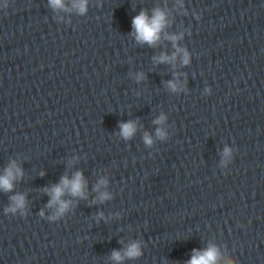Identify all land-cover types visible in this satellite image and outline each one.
<instances>
[{"label":"clouds","instance_id":"1","mask_svg":"<svg viewBox=\"0 0 264 264\" xmlns=\"http://www.w3.org/2000/svg\"><path fill=\"white\" fill-rule=\"evenodd\" d=\"M50 6L53 9L64 8V0H49ZM182 6V5H181ZM73 7L78 9L80 14H84L87 11V0H74ZM165 11L160 8H156L153 10L151 16H149L145 11H141L138 15H136L132 19V27L134 29L133 35L138 43L144 44L147 43L150 46H155L158 41L161 39V33L165 29L168 24L166 19ZM166 39L173 42V47L176 49L175 52L172 53L171 56L167 54H161L158 58V62L160 63H174L179 54L182 55V63L187 65L189 63L190 57L189 53L186 49L181 48L177 45V41L182 38L181 35H166ZM143 78V74L138 77V79ZM168 86L173 91H177L178 85L174 81H168ZM165 119L164 116L158 118L154 123L160 124ZM120 135L124 139H130L134 133L136 132V123L133 121L122 122L120 125ZM156 135L163 139L165 133L162 129H157ZM144 142L147 145H151L153 143L152 138L146 133L144 135ZM230 154V149L225 148L224 155L228 156ZM23 176L22 169L16 164L15 161L11 162L9 166L5 169L4 175L0 176V190L4 192H10L14 184L13 182ZM101 184H104L105 181H100ZM86 181L84 180L83 174L81 172H76L75 175L69 179L67 176L61 177L60 183L51 187V189H46L48 194L51 197L49 201L48 207H52L53 205H58V210L56 214L51 217V219H56L59 216H62L69 208L70 201H65L62 197L65 193L70 194L74 197L85 196ZM98 190V187H97ZM110 196L107 192L101 193L99 199L101 201L109 199ZM12 203L11 205L5 209L6 212L16 213L18 210L25 209V197L22 194H17L10 197ZM43 215V212H41ZM141 248L138 242H133L128 245V247L121 254L120 251L114 250L112 252L111 258L116 261L117 264L121 262L123 259H135L141 256ZM220 258L219 250L214 246L210 245L207 249L193 250V255L191 259L187 262V264H217ZM231 264V262H229Z\"/></svg>","mask_w":264,"mask_h":264}]
</instances>
